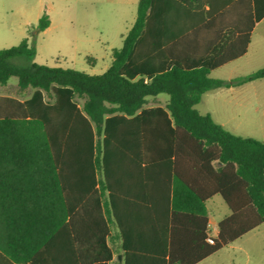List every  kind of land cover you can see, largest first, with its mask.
<instances>
[{
  "label": "trees",
  "instance_id": "1",
  "mask_svg": "<svg viewBox=\"0 0 264 264\" xmlns=\"http://www.w3.org/2000/svg\"><path fill=\"white\" fill-rule=\"evenodd\" d=\"M232 3L237 28L221 37L215 0H138L100 75L35 62L30 38L50 26L47 14L0 50V85L15 76L21 92L33 90L25 100L0 96V264H111L115 241L124 264H197L264 223V142L195 108L209 90L264 79V66L229 81L210 77L247 53L264 17V0ZM159 94L166 106H146ZM183 153L198 157V180L181 171ZM122 169L140 172L148 191L168 189L173 212L200 216L196 255L177 253L166 209L120 206ZM215 195L231 213L209 244L206 202ZM181 199L192 206H176Z\"/></svg>",
  "mask_w": 264,
  "mask_h": 264
},
{
  "label": "rangeland",
  "instance_id": "2",
  "mask_svg": "<svg viewBox=\"0 0 264 264\" xmlns=\"http://www.w3.org/2000/svg\"><path fill=\"white\" fill-rule=\"evenodd\" d=\"M137 3L138 0H0V50L17 46L28 37V30L34 26L18 27L26 19L21 10L36 11L40 6L52 25L47 32H39L30 38L36 48L35 62L100 75L111 65L112 50L123 46V40L136 19ZM10 25H15L14 30ZM88 51L99 59L94 67L86 56L90 53ZM257 51H252V62L239 64L232 80L264 66V56H256ZM226 71H218L211 78L229 77L230 72ZM17 84L18 78L11 77L7 85H0V96L21 100L30 98L33 90L21 92ZM152 98H148L146 106L153 104ZM160 98L167 100L169 97L161 94ZM47 99L52 101L49 97ZM78 102L82 105L83 100L78 99ZM195 108L201 114L211 113L233 135L264 142V79L233 90L215 89L205 94ZM221 202L228 208L224 200ZM235 246L237 248L224 247L203 264H245L246 258L239 246L249 251L247 264H264V225L251 231ZM113 248L119 253L120 242L115 241ZM113 264L121 263L114 258Z\"/></svg>",
  "mask_w": 264,
  "mask_h": 264
},
{
  "label": "crops",
  "instance_id": "3",
  "mask_svg": "<svg viewBox=\"0 0 264 264\" xmlns=\"http://www.w3.org/2000/svg\"><path fill=\"white\" fill-rule=\"evenodd\" d=\"M234 0H215L217 9L214 11L213 16V22L215 25V31L220 33V36L222 37L223 34H227V32H233L237 28V18L239 15V12L237 9L233 6ZM236 1V0H235ZM22 16L26 17L19 25L18 27H22L27 29L31 26H36L39 19L46 13H44V9L40 6H38L36 11L32 10H21ZM135 22V21H134ZM52 23H50V26L43 32H47ZM133 25V24H132ZM131 25V26H132ZM15 25H10V29L14 30ZM131 28V27H130ZM254 49H257V53L255 54L258 57L264 56V17L258 21L253 29L250 44L248 47L247 53L241 57L240 59H237L235 61H232L230 63H227L223 67H220L210 73V77L218 71H221L223 69H226V72H230L229 77H219L218 79L221 80H232V74L236 71L237 67L239 66L242 61L245 62H252V51ZM114 50V49H113ZM112 50V51H113ZM232 50V48H231ZM90 52L89 55H86L87 58H89L91 61V66H96L99 59L96 57H93L92 52ZM103 59V57H101ZM111 63H112V53H111ZM110 67V66H109ZM108 67V68H109ZM263 80V79H260ZM258 81V80H257ZM250 83H247L245 85L239 86V87H231V88H225L228 90H233L241 87H245L246 85H249ZM218 89V88H217ZM216 89V90H217ZM215 91L209 90L205 94H208L209 92ZM217 92H215L216 94ZM204 94V95H205ZM202 96V98L204 97ZM218 95V94H216ZM161 94L158 96H155L152 98L153 104L150 106H166L169 102V98L167 100H161L160 98ZM169 97V96H168ZM149 98V97H148ZM202 101V100H201ZM201 114V113H200ZM210 114L212 119L215 123L219 124L213 117L211 113ZM204 115V114H203ZM223 127V126H222ZM198 160V157L194 156L193 154L183 153L179 156V162H180V169L186 176H193L197 180L200 178L199 172L194 168V162ZM140 172L136 171H130L126 169H122V204L121 207H127V208H134V209H146L150 208L153 210H162L166 209V224L167 226L172 225L177 230L175 233L176 242L178 244L176 251L177 253H180L182 255H196V246L200 247V226H201V218L200 216H192L190 214H186L183 212H173V196L169 195L168 189L166 190H147L144 188L143 183L140 181ZM149 192V196L147 195ZM221 199V200H220ZM223 198L220 195H215L211 199H209L206 202V209L208 213V229H209V235L208 237H214L218 233V223L225 218L226 216L230 215V209L225 208L223 203L221 202ZM193 203L190 201H186L185 199L177 200L175 205L176 206H192ZM228 207V206H227ZM152 223H156L157 218L154 215H151L150 217ZM159 219V217H158ZM195 224L197 225V229L195 228ZM264 225V223L262 224ZM261 226V225H260ZM259 226V227H260ZM258 228V227H257ZM256 228V229H257ZM255 230V229H254ZM253 231V230H252ZM247 233L240 239L236 240L234 243L228 245V247H234L235 244L242 240L245 236L249 235ZM152 238V235H151ZM207 242V239H204V243ZM242 254H244L246 258L247 264L250 260V254L247 249H245L243 246H239L238 248ZM115 258L118 259V261L121 264H124V256L123 253L120 251L119 253H115ZM214 255L208 257L207 259L197 263V264H203L207 260L211 259ZM113 264V262L111 263Z\"/></svg>",
  "mask_w": 264,
  "mask_h": 264
},
{
  "label": "built area",
  "instance_id": "4",
  "mask_svg": "<svg viewBox=\"0 0 264 264\" xmlns=\"http://www.w3.org/2000/svg\"><path fill=\"white\" fill-rule=\"evenodd\" d=\"M207 242H208L209 244H213V243H214V241H213V237H208V238H207Z\"/></svg>",
  "mask_w": 264,
  "mask_h": 264
}]
</instances>
